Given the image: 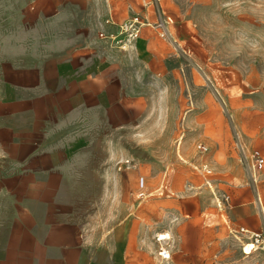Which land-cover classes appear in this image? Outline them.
Returning a JSON list of instances; mask_svg holds the SVG:
<instances>
[{"label": "crops", "instance_id": "1", "mask_svg": "<svg viewBox=\"0 0 264 264\" xmlns=\"http://www.w3.org/2000/svg\"><path fill=\"white\" fill-rule=\"evenodd\" d=\"M120 3L0 0V264H164L155 240L164 232L165 264H199L203 250L227 252L224 222L204 224L220 217L221 203L234 228L262 229L257 188H223L219 202L210 181L212 190L199 184L209 176L202 170L184 178L182 199H133L148 161L166 176L174 145L184 158L183 139L202 138L208 151L192 160L208 165L207 157L224 176L232 174L219 162L234 153L230 139L208 135L211 96L190 47L173 48L152 25L127 50L114 45L116 23L128 19ZM155 11L142 20L166 15ZM239 72L227 107L251 174V152L264 156V63Z\"/></svg>", "mask_w": 264, "mask_h": 264}, {"label": "rangeland", "instance_id": "2", "mask_svg": "<svg viewBox=\"0 0 264 264\" xmlns=\"http://www.w3.org/2000/svg\"><path fill=\"white\" fill-rule=\"evenodd\" d=\"M157 8L164 10L166 15H172L174 20L171 27L172 37H165L166 41L178 50L191 48L190 54L195 59L197 78L211 96L212 131L208 135L213 140L228 138L233 144L234 154L219 162L232 176L222 175L221 171H217L205 157L204 161L211 169V173L207 177L200 176L199 184L210 187L207 183L210 181L216 191L213 195L219 202L223 199L221 196L223 188L231 189L242 184L250 186L254 194L257 188L264 198V164L256 168L252 178L242 158L239 137L227 107L229 94L239 91V85L242 84L239 70L247 67L249 62L264 63V0H160V3L158 0H121L117 7L128 11L124 18L141 19L145 17L155 19ZM184 115L181 116V123ZM199 115L202 116L203 113ZM197 120L202 122V119ZM218 127L221 128L219 131L216 130ZM200 141L204 142L202 138H198L192 146H187L184 139L182 140L180 154L183 159L176 154L174 145V158L171 159L170 156L164 165V170L168 169L166 176H163V173L156 176L153 172L155 162L148 161L147 183L144 190L138 189L133 193V199L154 201L158 197L163 198L165 202L182 199L181 185L184 178L189 177L193 180L201 172V162H196L191 157L196 155V146ZM245 149L248 152L251 148ZM141 191L142 196L139 195ZM252 199L254 201V197ZM221 204L220 217L210 216L205 219L204 224L206 226L214 224L219 218L224 222L222 238L229 239L227 252L220 257L217 253L212 255L203 250L197 255L195 262L264 264V249L252 251L245 242L236 240L241 245V253L230 241L232 238L235 239L234 227L227 216V207ZM159 261L164 264L166 262ZM131 264L138 263L132 258Z\"/></svg>", "mask_w": 264, "mask_h": 264}, {"label": "built area", "instance_id": "3", "mask_svg": "<svg viewBox=\"0 0 264 264\" xmlns=\"http://www.w3.org/2000/svg\"><path fill=\"white\" fill-rule=\"evenodd\" d=\"M160 2V0H158ZM161 11V9H160ZM115 23V22H113ZM174 20L173 17L170 15H165L160 12L159 18L156 22L152 23L149 21L142 20L139 17H132L121 22L116 23L117 25V37L112 36L111 39L114 42V45L122 50H127L129 42L138 38L141 34L142 28L145 25H152L158 28L159 34L162 37H172L168 28L169 24H173ZM100 36H105L104 33L100 32ZM197 149L204 153L208 151L206 145L200 143L197 145ZM128 162V160L126 161ZM264 164V156L260 150L255 149L251 152L249 161L247 162L248 169L250 170L251 174L254 177V172L256 168L260 165ZM201 170L206 174L211 173V169L208 165L204 164L201 166ZM143 178L140 179L141 186L143 185ZM140 196L143 195V192L139 193ZM228 197H224V200H227ZM223 200V199H222ZM256 201L259 206L261 221H262V229L260 230H251L245 227H237L234 228V236L235 238H240L241 242H245L246 245L249 246V249L252 251L264 249V203L261 197L257 194ZM155 240L158 244L157 248V255L162 260H170L171 259V252H170V245L168 243H164L163 241L166 238L163 236L162 233L157 234Z\"/></svg>", "mask_w": 264, "mask_h": 264}, {"label": "bare ground", "instance_id": "4", "mask_svg": "<svg viewBox=\"0 0 264 264\" xmlns=\"http://www.w3.org/2000/svg\"><path fill=\"white\" fill-rule=\"evenodd\" d=\"M163 236L166 238L165 242L169 241L172 238L169 232H164Z\"/></svg>", "mask_w": 264, "mask_h": 264}]
</instances>
